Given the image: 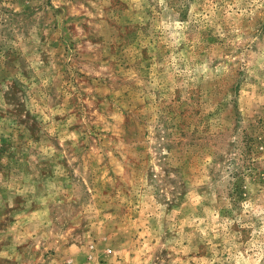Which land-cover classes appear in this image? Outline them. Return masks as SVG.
Wrapping results in <instances>:
<instances>
[{
    "label": "rangeland",
    "instance_id": "1",
    "mask_svg": "<svg viewBox=\"0 0 264 264\" xmlns=\"http://www.w3.org/2000/svg\"><path fill=\"white\" fill-rule=\"evenodd\" d=\"M0 264H264V0H0Z\"/></svg>",
    "mask_w": 264,
    "mask_h": 264
}]
</instances>
